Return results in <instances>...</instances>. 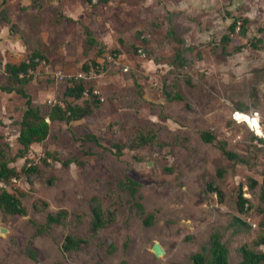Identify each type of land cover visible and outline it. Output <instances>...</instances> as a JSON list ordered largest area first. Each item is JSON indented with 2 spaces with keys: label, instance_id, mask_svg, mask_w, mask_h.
I'll return each mask as SVG.
<instances>
[{
  "label": "rangeland",
  "instance_id": "rangeland-1",
  "mask_svg": "<svg viewBox=\"0 0 264 264\" xmlns=\"http://www.w3.org/2000/svg\"><path fill=\"white\" fill-rule=\"evenodd\" d=\"M3 9L15 25L0 18V85L8 82V62L40 50L48 61L31 70L28 89L44 112L63 100L83 103L88 93L79 100L65 96L78 76L103 104L82 120L53 122L49 138L12 163L21 170L30 159L41 172L32 182L26 176L0 182V188L26 192L28 211L11 215L0 207V264H192L215 230L229 247V264H240L241 247L264 233L261 186L254 193L248 187L250 178L264 181V136L234 118L236 111L246 113L240 107H251L264 134V0H0ZM236 17L250 19L246 36L239 28L230 31ZM86 28L103 44V54L87 45ZM225 35L231 38L227 44ZM176 93L182 99L167 95ZM25 109L22 95L0 90V143L9 145L11 156L21 147ZM205 129L247 162L205 142ZM148 132L156 134L153 142L116 154L114 142ZM88 133L100 137L101 145L85 138ZM48 152L60 160L46 165ZM67 159L74 161L64 165ZM126 176L140 183L145 215L118 187ZM208 182L220 187L223 199L207 189ZM241 186L255 204L247 213L237 206ZM95 196L117 210L116 221L82 249L64 250L66 235L90 236ZM37 199L47 200L48 210L37 211ZM61 210L68 211L64 224L38 233L34 222ZM149 214H155L152 225L145 223ZM237 216L247 225H235ZM156 242L166 251L159 257Z\"/></svg>",
  "mask_w": 264,
  "mask_h": 264
},
{
  "label": "trees",
  "instance_id": "trees-1",
  "mask_svg": "<svg viewBox=\"0 0 264 264\" xmlns=\"http://www.w3.org/2000/svg\"><path fill=\"white\" fill-rule=\"evenodd\" d=\"M91 1V0H89ZM0 18L12 24V19L7 15L6 9H3L0 13ZM249 18H234L230 24L229 29L232 33H235L239 28L240 33L244 36L247 35ZM174 34V31H170ZM87 45L89 47H98L99 53L103 54L105 48L103 44L94 36L89 28H86ZM225 44L231 41L230 35H225L223 38ZM242 47H236V50H241ZM117 53V51H115ZM178 58L182 59V55L178 54ZM48 61L47 56L40 50H35L28 57L20 63L8 62L6 64V75L8 82L0 85V90L7 93L16 92L22 95L26 99V109L23 114V118L20 122V134L18 141L20 143V149L17 155L11 156L9 151V145L7 143H0V182L5 184H13L14 180H18L23 176H26L31 182L33 178L38 176L41 172V168L38 163L27 159L21 170L12 165L18 157H26L32 144L36 142L46 141L52 132V123L55 121H66L71 123L72 121L82 120L92 115L97 108H100L103 104V100L95 92L94 87L87 84V80L83 76L74 77L71 79V83L66 86L65 96L72 97L76 100L82 99L86 93L89 96L83 101L82 104L74 103L69 100H63L64 103L56 102L50 106L49 111L44 112L43 106L37 103L28 89V85L33 81L34 76L31 70H36L42 61ZM97 71H100V64L96 61L92 62ZM92 69L89 63H84L83 70L90 72ZM140 88V86H139ZM170 99H182V95L179 93L167 94ZM251 107H240L242 111L253 114ZM238 109V110H240ZM201 136L205 142L217 143L222 152L231 160L237 162L246 163L247 159L242 155H239L233 150H230L225 140L219 139L218 136L210 129L202 130ZM85 138L88 140H94L101 145L100 137L96 134L88 133ZM156 138V134L151 132L140 133L136 138L127 142H114L113 148L116 150L117 155H123L127 148L135 149L143 147L153 142ZM260 142H264V137L259 138ZM60 160L58 153L48 152L46 157L42 158V161L46 165H50V159ZM74 160L67 159L64 161V165H70ZM261 186V194L264 195V181L260 183L258 179L250 178L248 182L249 189L254 193L256 187ZM118 187L121 192L128 193L132 199L133 208L137 209V212L141 215L146 214V209L142 201L140 200V183L130 176L121 178L118 183ZM207 189L210 191H217L219 197L223 199L224 192L218 186H214V183L208 182ZM26 195V192L15 187L14 191L7 189L6 187L0 188V207L5 213L11 215H27V207L25 206L22 197ZM94 204L91 207L92 220H91V234L88 238L76 236L75 234H68L65 236L62 244L64 250H79L88 244L91 239L97 238L102 229L108 227L117 219V210L110 207H105L102 200L95 196L92 199ZM237 206L241 213H247L254 209L255 204L252 199L244 195L243 186H241L238 197ZM49 202L44 199H37L34 202V208L37 211L48 210ZM68 216V211L61 210L59 212H48L46 221L44 223L34 222L38 233H45L51 230L56 224H64V220ZM155 220V214H149L145 218L147 225H152ZM235 225L240 226L247 225L241 217L237 216L234 219ZM264 244V233L260 238L254 242L253 245L244 244L241 247L243 260L240 264H264V250L258 249ZM113 249L115 248L112 245ZM35 257V253H31ZM230 250L227 244L223 241V235L219 230H215L211 236L208 245H205L203 249L192 255V264H229L230 263Z\"/></svg>",
  "mask_w": 264,
  "mask_h": 264
},
{
  "label": "built area",
  "instance_id": "built-area-1",
  "mask_svg": "<svg viewBox=\"0 0 264 264\" xmlns=\"http://www.w3.org/2000/svg\"><path fill=\"white\" fill-rule=\"evenodd\" d=\"M93 2H96L97 0H92ZM247 117L251 118V119H257L258 120V125L261 127V119H260V114L258 111L254 112L253 114H248V113H243V112H240V111H236L235 114H234V118L236 120H247ZM251 127L253 129L256 130V132L258 133V130H257V126H253L251 124ZM262 130V129H261ZM259 134V133H258ZM262 136H264V134H260Z\"/></svg>",
  "mask_w": 264,
  "mask_h": 264
},
{
  "label": "water",
  "instance_id": "water-1",
  "mask_svg": "<svg viewBox=\"0 0 264 264\" xmlns=\"http://www.w3.org/2000/svg\"><path fill=\"white\" fill-rule=\"evenodd\" d=\"M2 232H5V229H1ZM153 251L154 253L159 257L163 254H165V249L163 248V246L161 245V243L156 242L153 246Z\"/></svg>",
  "mask_w": 264,
  "mask_h": 264
},
{
  "label": "bare ground",
  "instance_id": "bare-ground-1",
  "mask_svg": "<svg viewBox=\"0 0 264 264\" xmlns=\"http://www.w3.org/2000/svg\"><path fill=\"white\" fill-rule=\"evenodd\" d=\"M246 122H248L250 125L252 124L253 126H257V130L259 134H262V130L261 127L258 125V120L257 119H251L249 117H247V120H245Z\"/></svg>",
  "mask_w": 264,
  "mask_h": 264
}]
</instances>
